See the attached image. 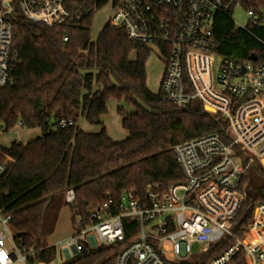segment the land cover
Wrapping results in <instances>:
<instances>
[{
    "label": "trees",
    "instance_id": "trees-1",
    "mask_svg": "<svg viewBox=\"0 0 264 264\" xmlns=\"http://www.w3.org/2000/svg\"><path fill=\"white\" fill-rule=\"evenodd\" d=\"M107 2L64 0L70 16L53 26L26 19L19 7L12 17L10 80L0 86V126L7 132L21 121L24 128H40L42 134L25 144L0 145V163L6 168L0 177V209L12 215L10 226L17 243L34 251L31 263L55 259L56 246L45 241L67 205L68 189L75 193L72 219L81 217L87 222L92 211L108 201L116 205L126 191L143 195L150 184L167 189L183 181L173 151L176 144L208 133L229 141L228 122L208 112L200 100L178 108L148 88L147 45L131 40L123 28L109 22L91 39L94 12ZM240 3L254 10L260 22L244 30L235 27L231 13L217 12L213 18L217 53L240 61L251 55L261 60L264 0ZM110 100L134 108L130 113L118 110L128 132L120 141L108 135L102 121ZM81 117L101 130L84 131L78 126ZM63 120L67 124L60 126ZM244 163L255 167L250 158ZM244 182L247 198L235 226L240 237L255 204L264 202V183L255 184L249 178ZM129 224L125 220L126 227ZM230 243L225 237L187 262L172 264H207ZM116 249L115 245L84 247L63 264H113ZM231 263L246 264L243 249Z\"/></svg>",
    "mask_w": 264,
    "mask_h": 264
},
{
    "label": "built area",
    "instance_id": "built-area-1",
    "mask_svg": "<svg viewBox=\"0 0 264 264\" xmlns=\"http://www.w3.org/2000/svg\"><path fill=\"white\" fill-rule=\"evenodd\" d=\"M107 3L113 8L108 21L112 27L123 28L131 40L160 47L165 63L157 92L160 97L178 108L200 100L204 108L214 110L208 112L228 122L229 141L208 133L176 144L173 151L183 181L167 189L150 184L143 195L126 191L116 205L108 201L92 211L89 221L77 217L74 233L58 241L56 257L49 262H30L34 251L17 243L10 226L12 215L0 209V264H61L84 247L101 245L117 246L113 264H172L188 260L194 254V244L204 245L203 251L225 237L231 243L207 264H230L240 249L246 264H264L263 201L255 204L243 236L235 231L247 198L244 178L249 164L244 161L250 158L262 164L264 158V58L240 61L219 55L213 35L214 15L231 13L240 0ZM16 7L26 19L48 26L70 16L64 0H0V86L10 80ZM247 14L248 25L260 22L254 10ZM247 26L236 28L247 30ZM66 124L60 122V126ZM17 126L22 128V122ZM5 170L0 163V177ZM74 200L73 189H68L65 202L71 205ZM125 220H129L128 227Z\"/></svg>",
    "mask_w": 264,
    "mask_h": 264
},
{
    "label": "rangeland",
    "instance_id": "rangeland-1",
    "mask_svg": "<svg viewBox=\"0 0 264 264\" xmlns=\"http://www.w3.org/2000/svg\"><path fill=\"white\" fill-rule=\"evenodd\" d=\"M113 12L112 5L106 3L101 8L97 9L93 15L92 27H91V39L95 40L99 31L106 25L109 18ZM261 14L264 17V7L261 9ZM231 18L234 22L235 27H245L249 24V17L247 14V9L238 3L231 12ZM150 53L146 61V73H147V86L148 88L157 93L161 80L163 78L165 63L164 60L160 58V47L157 45H150ZM135 54L132 53L131 58L133 59ZM202 63V61H200ZM119 109H124L125 112L130 113L134 111L132 106H129L123 101L110 100L108 103V111L103 115L102 121L108 134L114 138V140H123L128 136L127 130L122 127L121 117L118 113ZM78 124L81 129L89 130L90 132H99L101 127L99 125L89 124L84 118L78 120ZM35 136V131L28 128L14 127L10 131L0 132V145L10 146L13 142H27ZM247 178L254 182L255 184L264 183V165L260 162H255V167L248 168ZM180 193V192H179ZM75 223L72 219L71 206L65 205L60 213L56 229L51 236L46 239V243L50 245H56L58 241L68 238L75 231ZM68 236V237H67ZM204 245L194 244L193 251L194 254L199 253ZM70 260V259H69ZM64 259L61 264L69 261ZM177 262V261H173ZM232 264V263H230Z\"/></svg>",
    "mask_w": 264,
    "mask_h": 264
},
{
    "label": "crops",
    "instance_id": "crops-1",
    "mask_svg": "<svg viewBox=\"0 0 264 264\" xmlns=\"http://www.w3.org/2000/svg\"><path fill=\"white\" fill-rule=\"evenodd\" d=\"M102 118H103V116H102ZM78 126H79V124H78ZM80 127V126H79ZM32 129V131H35V136H33L31 139H29V140H32V139H35V138H37V137H39V136H41V134H42V131H41V129L40 128H31ZM84 131H86V132H90L89 130H84ZM108 133V132H107ZM109 135V134H108ZM110 136V135H109ZM111 137V136H110ZM112 138V137H111ZM113 140H114V138H112ZM29 140H27V142L29 141ZM114 141H120V140H114ZM26 141L25 142H23L24 144L25 143H27ZM62 210H63V208H62ZM61 210V211H62ZM61 213V212H60ZM60 216V215H59ZM58 220H59V218H58ZM58 223V222H57ZM68 237V236H67Z\"/></svg>",
    "mask_w": 264,
    "mask_h": 264
},
{
    "label": "water",
    "instance_id": "water-1",
    "mask_svg": "<svg viewBox=\"0 0 264 264\" xmlns=\"http://www.w3.org/2000/svg\"><path fill=\"white\" fill-rule=\"evenodd\" d=\"M256 57H255V55H251L250 56V59H255ZM207 111H210V112H214V110H212V109H210V108H208V107H206L205 108ZM262 164L264 165V158L262 159ZM183 262H187V260H183Z\"/></svg>",
    "mask_w": 264,
    "mask_h": 264
}]
</instances>
